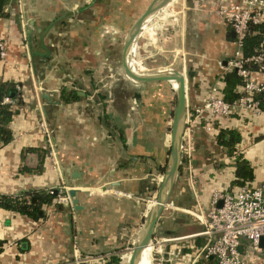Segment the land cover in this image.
I'll list each match as a JSON object with an SVG mask.
<instances>
[{
	"label": "crops",
	"instance_id": "0c3cea01",
	"mask_svg": "<svg viewBox=\"0 0 264 264\" xmlns=\"http://www.w3.org/2000/svg\"><path fill=\"white\" fill-rule=\"evenodd\" d=\"M230 1L235 0H170L133 45L141 73L192 67L187 109L211 89L217 61L233 53L231 29L215 14L218 4ZM149 2L3 0L0 78L21 90L14 88L16 98L10 100L16 108L7 123L11 137L0 145V193L71 185L78 206L54 197L57 206L42 203L35 219L0 207V264H116L115 257L136 238L166 158L175 88L171 80L133 81L121 69L124 35ZM41 34L50 49L43 60L27 51L28 43L30 50L42 51ZM36 76L47 98L39 96ZM248 118L263 133L258 139L244 136L241 144L256 182L264 179V112ZM224 121L243 129L247 122L242 115ZM205 131L193 127L189 167L181 163L155 224L152 238H165L164 264H190L206 240L200 231L211 192L226 189L232 178L231 159L213 151ZM196 237L202 239L199 247ZM250 259L264 264L258 254Z\"/></svg>",
	"mask_w": 264,
	"mask_h": 264
},
{
	"label": "built area",
	"instance_id": "2783aa9c",
	"mask_svg": "<svg viewBox=\"0 0 264 264\" xmlns=\"http://www.w3.org/2000/svg\"><path fill=\"white\" fill-rule=\"evenodd\" d=\"M215 14L230 27L234 44L232 55L224 60H218L217 68L222 73L234 71L242 79V88L247 92L262 90L264 81L256 78L253 73H264V48L247 55H242L240 49L247 25L264 23V0H235L220 3L215 7ZM4 55L5 46L0 42V57ZM252 65L256 68L252 69ZM130 66L134 71L140 72L136 68L138 63L135 59ZM14 88L21 90L17 84ZM10 100L8 96L2 98L3 102ZM232 110L243 111L250 116L260 113L257 100L249 94L239 96L231 104L215 93L213 87L201 98L200 104L193 108V111L185 109L180 158L187 167L192 156L191 133L198 118L206 114L223 118ZM38 124L49 140V130L44 119H40ZM204 127L210 130L211 124L206 123ZM60 189L61 193L63 191L61 195ZM60 189L52 190L55 191L56 201L69 203L67 187L61 185ZM203 223L204 228L200 234L205 235L206 240L193 256L190 264L206 256H213L216 264H252L250 258L253 253L264 258V246L259 245L260 236H264V179L255 184H241L229 191L212 190ZM164 239V237L154 239L157 244L156 251L161 250V242ZM150 242L153 248L152 241Z\"/></svg>",
	"mask_w": 264,
	"mask_h": 264
},
{
	"label": "trees",
	"instance_id": "16d2710c",
	"mask_svg": "<svg viewBox=\"0 0 264 264\" xmlns=\"http://www.w3.org/2000/svg\"><path fill=\"white\" fill-rule=\"evenodd\" d=\"M260 48H264V23H249L243 36L240 49L241 54H251ZM251 68L255 69L256 67L255 65H252ZM261 76L262 77L260 79L264 81V73H262ZM214 80L215 82L211 87L214 88L215 93L229 103H234L237 98L243 94H249L250 97L257 100L260 113L264 112V87L260 91L247 92L242 88V79L236 75L234 71L222 73L218 68L214 75ZM13 88L14 83L11 80L0 78V145L6 143L11 137L10 128L7 123L12 114L16 111V108H14L10 102H3L2 98L4 96H8L9 91ZM73 96L76 95L73 94ZM9 98L15 99L16 96L14 94ZM191 111H193V108ZM234 115H242L244 120L247 121L244 125V129L226 125L224 121L225 118ZM248 116L250 115L244 113L243 111L232 110L223 118H215L210 116V114L203 115L199 117L198 121L195 123V125L198 124L202 127H204L206 123H210L211 129H205V132H207V134L213 139L222 154L231 159L232 178L229 180V184L226 189L223 188L221 191L231 190L230 186L232 185L236 188L241 184H255L258 182L252 181L254 175L253 167L249 159L244 155L241 144L244 136L258 139L263 133L259 131L255 132V129L253 130V124L251 120H249ZM181 163L182 161L180 158L177 169L178 171L181 168ZM222 164L223 162L218 160L217 165ZM160 170H163V167H160ZM52 190L53 188L51 190L39 189L26 192L24 191L19 194L0 193V207L17 211L35 219L39 215L38 210L40 209L42 203H52L57 206V203L54 201L55 192ZM30 196H33L34 200H31ZM201 243V238L196 237L194 239L193 244L195 247H199ZM115 258L116 264H119L118 259L120 257L116 256ZM193 264H216V261L213 256H206L205 258L200 257L196 259Z\"/></svg>",
	"mask_w": 264,
	"mask_h": 264
},
{
	"label": "water",
	"instance_id": "95a60500",
	"mask_svg": "<svg viewBox=\"0 0 264 264\" xmlns=\"http://www.w3.org/2000/svg\"><path fill=\"white\" fill-rule=\"evenodd\" d=\"M170 0H150L145 9L134 19V21L129 26L126 31L122 46L120 50V65L123 73L131 80L137 82L155 81V80H171L176 83L174 86V101L171 110V117L169 121V129L165 133L164 143L167 147V154L163 164V170L156 181V189L153 194L154 203L148 210L139 232L136 238L133 240L131 245V250L127 259V264H136L138 256L141 249L150 242L155 224L158 216L163 210L164 204L167 203L170 189L172 187L174 177L176 175L181 154V143H182V133L185 124V109H186V84L191 80L194 70L190 65H187L184 71H178L172 68H165L155 72L141 73L134 71L130 64L128 63L127 53L130 47L134 45L136 38L140 34L141 29L144 27L145 23ZM3 0H0V10L2 9ZM231 35L233 32L231 31ZM39 42L42 47V51L30 50V44H27V51L29 56L38 55L40 60L48 58L50 54L49 47L43 42L42 34L39 38ZM50 63L48 64V66ZM37 89L40 97L47 98V92L42 89L40 81L36 76ZM14 88L8 93V97H12L15 94ZM73 173L77 174L76 171ZM72 173V174H73ZM74 175V174H73ZM70 185V184H68ZM67 189V194L70 199V203L73 208H77L76 203V188L69 186ZM55 192V191H54ZM31 200H34L33 196H30ZM220 203V201L218 202ZM41 213V209L38 210V214ZM24 245V242L21 243ZM259 245L264 246V236H260Z\"/></svg>",
	"mask_w": 264,
	"mask_h": 264
},
{
	"label": "rangeland",
	"instance_id": "374dc122",
	"mask_svg": "<svg viewBox=\"0 0 264 264\" xmlns=\"http://www.w3.org/2000/svg\"><path fill=\"white\" fill-rule=\"evenodd\" d=\"M173 101H174V97L172 99V105H173ZM171 110H172V108H171ZM168 129H169V124L167 126V131H168ZM212 147L215 148L213 151H218V147H217V145L215 143H213V146ZM151 241H152V244H153V248H152V251H151V262H152V264H162V263L164 264L165 262H167V261H164V259H162L163 256L164 257L166 256L165 253L163 252V250L165 248L162 247L161 248V251H156L155 248H156L157 244L154 242V239L153 238H151ZM130 250H131V246H129V248H122L121 252H119V254H120V258L119 259L121 260V263L122 264H127V260H126L125 257L128 254H125L124 256H123V254L124 253H129ZM161 253L163 254L162 258H160V254Z\"/></svg>",
	"mask_w": 264,
	"mask_h": 264
},
{
	"label": "bare ground",
	"instance_id": "6f19581e",
	"mask_svg": "<svg viewBox=\"0 0 264 264\" xmlns=\"http://www.w3.org/2000/svg\"><path fill=\"white\" fill-rule=\"evenodd\" d=\"M163 7V6H162ZM154 18V17H153ZM133 51H134V47L131 46L129 52L127 53L128 55V63L130 65H133ZM135 68V67H134ZM174 83V86L176 85V83L174 81H172ZM154 201V200H152ZM151 251H152V245L151 242H148L140 251V254L138 256L137 259V263L136 264H150L151 261ZM124 254H128L126 257L128 258L129 253H124ZM126 258V260H127ZM150 260V261H149Z\"/></svg>",
	"mask_w": 264,
	"mask_h": 264
}]
</instances>
